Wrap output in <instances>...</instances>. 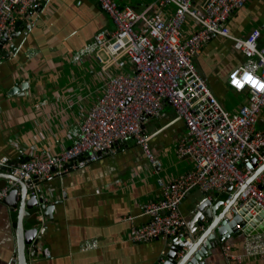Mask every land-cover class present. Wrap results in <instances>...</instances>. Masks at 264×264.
I'll list each match as a JSON object with an SVG mask.
<instances>
[{
    "label": "built area",
    "instance_id": "2783aa9c",
    "mask_svg": "<svg viewBox=\"0 0 264 264\" xmlns=\"http://www.w3.org/2000/svg\"><path fill=\"white\" fill-rule=\"evenodd\" d=\"M43 1L0 0L1 46L12 38L18 18L38 14ZM97 1L113 28L97 31L82 52L72 57L74 62H82L91 56L105 76L102 95L81 123L77 140L60 152L23 162L14 163L3 155L0 169L31 181L29 186L49 205L41 185L52 176H64L96 162L130 139L150 155V136L144 133V123L159 118L164 104L169 103L176 120H182L186 127L176 143V154L190 158L193 166L171 181H159L163 194L143 204L149 220L132 228V240L162 239L167 245L162 256L177 239L183 245L179 252L182 257L215 220L212 214V219L205 218L195 229L189 226L181 206L188 193L198 188L212 201L208 207L211 213L215 203L225 197L218 210L224 212L216 227L233 225L230 236L218 245L226 262L264 260V169L254 177L264 164V129L258 126L264 110V46L259 44V29L235 37L229 26L232 13L249 0H204L200 4L194 0H159L161 6L174 7L169 17L152 12L150 7L138 11L120 6L116 0ZM189 20L198 29L187 35ZM218 37L232 39L234 48L247 58L228 74V85L248 97L235 112L217 98L195 62L204 46ZM127 66L130 71H126ZM152 164L160 166V161L152 158ZM6 181L0 188V202L19 188L13 179ZM97 246L96 240L87 241L83 249ZM45 253L50 256L47 250Z\"/></svg>",
    "mask_w": 264,
    "mask_h": 264
},
{
    "label": "crops",
    "instance_id": "0c3cea01",
    "mask_svg": "<svg viewBox=\"0 0 264 264\" xmlns=\"http://www.w3.org/2000/svg\"><path fill=\"white\" fill-rule=\"evenodd\" d=\"M116 1L138 11L150 7L163 17L174 11L159 0ZM229 26L235 37L259 29V44L264 46V0H249L235 10ZM103 28L112 29L113 23L97 0H44L38 14L18 18L12 38L0 47V157L23 162L60 152L77 140L81 123L102 95L105 76L91 56L82 62L72 57ZM197 29L189 20L185 33ZM246 59L234 48L233 40L225 37L209 41L195 59L211 90L233 112L248 97L235 90L227 97L225 93L231 90L228 74ZM125 69L130 71L128 66ZM14 88L21 90L14 92ZM176 119L168 103L159 118L145 121L150 155L130 139L98 161L42 183V193L55 207L51 214L37 208L38 212L23 219L25 229L37 227L38 243L26 247L29 264H157L166 242H134L131 230L149 220L142 206L162 196L159 181H171L193 166L190 158L176 154V143L186 133L183 121ZM258 126L264 129V110ZM152 158L160 166H154ZM6 182L0 177V188ZM205 197L204 191L195 188L182 203L191 228ZM18 214V207L0 202V264H18ZM94 240L97 247L83 249L85 242ZM204 261L228 264L219 246ZM242 264H264V260Z\"/></svg>",
    "mask_w": 264,
    "mask_h": 264
},
{
    "label": "water",
    "instance_id": "95a60500",
    "mask_svg": "<svg viewBox=\"0 0 264 264\" xmlns=\"http://www.w3.org/2000/svg\"><path fill=\"white\" fill-rule=\"evenodd\" d=\"M7 37L3 38V42L6 43ZM2 43V42H1ZM0 43V47L1 44ZM21 89L14 88V92H18ZM264 169V164L256 171L254 177L258 175ZM0 177L3 179H13L19 185V188H15L10 191L9 195L4 199L13 207H18V225H17V263L29 264L28 262V245L35 246L38 243L37 227L33 226L31 229H25L23 226V219L26 215H33L39 210L51 214L55 205H46L43 203V198L40 196V192H35L34 188L30 187L31 181H24L18 177L10 175L5 169H0ZM253 177V178H254ZM252 178V179H253ZM264 187V184L262 185ZM225 197H221L218 202L211 209L208 208L212 203L211 200L205 199L197 207L196 211L199 214L197 223L192 229L203 224L205 218L212 219V214H215V220L207 227V229L194 241V245L189 249L182 257H179V252L183 248L182 243H179L177 239L172 240V245L165 255L159 257L157 264H205L204 258L212 253V249L220 244L221 240H225L230 236L233 231L232 226H224L217 228L216 224L220 219L222 212H218L220 205L223 203ZM207 240V241H206ZM206 241V243H205ZM36 250V248H34Z\"/></svg>",
    "mask_w": 264,
    "mask_h": 264
},
{
    "label": "rangeland",
    "instance_id": "374dc122",
    "mask_svg": "<svg viewBox=\"0 0 264 264\" xmlns=\"http://www.w3.org/2000/svg\"><path fill=\"white\" fill-rule=\"evenodd\" d=\"M230 89H231V90H230L229 92H226V93H225V94L227 95L228 98H230V96H232L230 92H233V90H234V89H232V88H230ZM228 90H229V89H228Z\"/></svg>",
    "mask_w": 264,
    "mask_h": 264
},
{
    "label": "trees",
    "instance_id": "16d2710c",
    "mask_svg": "<svg viewBox=\"0 0 264 264\" xmlns=\"http://www.w3.org/2000/svg\"><path fill=\"white\" fill-rule=\"evenodd\" d=\"M230 87V86H229ZM231 88V87H230ZM237 92H239V91H237ZM242 93H244V94H246L247 95V93L246 92H242Z\"/></svg>",
    "mask_w": 264,
    "mask_h": 264
}]
</instances>
